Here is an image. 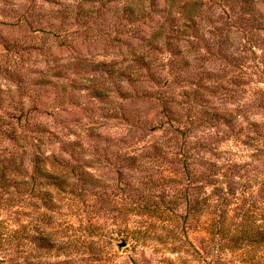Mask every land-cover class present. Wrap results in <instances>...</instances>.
<instances>
[{
	"label": "rangeland",
	"instance_id": "374dc122",
	"mask_svg": "<svg viewBox=\"0 0 264 264\" xmlns=\"http://www.w3.org/2000/svg\"><path fill=\"white\" fill-rule=\"evenodd\" d=\"M138 1L149 17L130 25L122 11L132 0H0V183L28 180L36 157L73 158L105 186L80 207L87 217L95 214L93 222L104 231L150 220L161 232L160 219L127 214V204L141 193L122 186L131 182L137 189L143 177H159L171 166L170 156L164 162L153 156L154 146L171 136L167 125L154 129L166 122L164 111L195 122L192 142H216L221 150L231 146L240 153L248 143L264 140V0H254L253 14L231 0ZM190 9L194 15L188 21ZM181 24L188 27L178 34ZM157 31L162 35L157 41L169 37L171 43L153 56L161 62L152 72L156 80L128 88L129 98L121 97L110 72L128 67L130 51L144 49L142 42ZM94 87H108L111 95L97 99ZM130 113L140 117L139 125L127 121ZM141 155L148 156L145 167H125L122 173L106 161L124 165L125 156ZM71 181L81 188L82 181ZM161 183L167 195L174 194L171 180ZM8 190L13 193L0 189V198L19 196L14 186ZM71 207L64 203V211L73 212ZM124 241L127 246L120 249ZM131 245L117 237L122 260L159 264L151 246L132 252ZM168 258L178 261L185 254L171 252ZM226 260H233L229 251Z\"/></svg>",
	"mask_w": 264,
	"mask_h": 264
},
{
	"label": "trees",
	"instance_id": "16d2710c",
	"mask_svg": "<svg viewBox=\"0 0 264 264\" xmlns=\"http://www.w3.org/2000/svg\"><path fill=\"white\" fill-rule=\"evenodd\" d=\"M231 1L249 13L255 11L254 0ZM137 2L132 0L122 11L130 25H139L149 17L147 8H139ZM193 15L194 11L188 10L187 20L191 21ZM184 26L181 24L175 32L183 34ZM161 36L159 31L152 34L142 42L148 49L134 48L127 59L129 66L110 72L121 97L129 98L128 88L135 90L149 80H156L152 72L159 70L161 62L157 64L153 56L162 46L171 43L169 37L166 41H157ZM208 79L211 78L208 76ZM90 91L97 99L111 95L108 87H94ZM164 115L166 122L159 121L154 129L167 125L171 136L163 144L154 146L153 156L161 162L170 156L171 166L162 169L159 177L154 174L143 177L137 189L131 182L122 186L130 194L134 189L141 193L135 196L137 201L127 204V214L160 219L161 232H156L155 228L160 226L150 220L134 228L126 224L118 230L100 229L93 222L97 216L87 217L80 207L86 206V198L94 190L105 188L101 186L102 181L84 170L79 162H73V158L59 160L51 155L42 161L36 157L28 180L0 183V189L13 193L8 189L14 186L19 194L5 200L0 198V264H137L130 256L122 260L116 252L119 236L130 240L132 252L151 246L161 258L159 264H191V261L264 264V140L248 143L249 149L240 153L234 152L231 146L221 150L216 142H192L190 133L195 122L184 119L173 109L164 111ZM139 118L130 113L127 121L137 126ZM216 118L229 126L225 117ZM69 149L65 147L66 152ZM147 157L125 156L124 165L107 158L106 161L120 172L125 167L133 170L145 167ZM74 178L82 181L80 189L77 182L72 183ZM165 179L175 184L173 195H167L161 188ZM67 197H71L69 201ZM64 203L72 205L74 211H64ZM31 206L36 210L34 214L30 212ZM84 214L86 218L78 219ZM169 221L174 225L166 224ZM226 251L233 258L230 262L226 260ZM171 252L185 254V258L172 260L168 258Z\"/></svg>",
	"mask_w": 264,
	"mask_h": 264
},
{
	"label": "water",
	"instance_id": "95a60500",
	"mask_svg": "<svg viewBox=\"0 0 264 264\" xmlns=\"http://www.w3.org/2000/svg\"><path fill=\"white\" fill-rule=\"evenodd\" d=\"M126 246H127V242L126 241H124V242L119 244L120 249H123Z\"/></svg>",
	"mask_w": 264,
	"mask_h": 264
}]
</instances>
